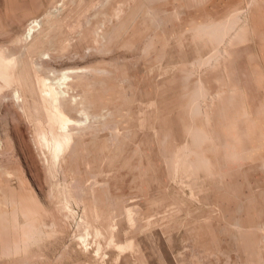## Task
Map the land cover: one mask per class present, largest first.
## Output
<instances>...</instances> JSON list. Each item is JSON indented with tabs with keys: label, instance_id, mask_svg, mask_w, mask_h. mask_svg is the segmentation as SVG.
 Listing matches in <instances>:
<instances>
[{
	"label": "rangeland",
	"instance_id": "374dc122",
	"mask_svg": "<svg viewBox=\"0 0 264 264\" xmlns=\"http://www.w3.org/2000/svg\"><path fill=\"white\" fill-rule=\"evenodd\" d=\"M0 62V264H264V0H0Z\"/></svg>",
	"mask_w": 264,
	"mask_h": 264
},
{
	"label": "bare ground",
	"instance_id": "6f19581e",
	"mask_svg": "<svg viewBox=\"0 0 264 264\" xmlns=\"http://www.w3.org/2000/svg\"><path fill=\"white\" fill-rule=\"evenodd\" d=\"M6 60H7V62L9 63V60L7 59V58H5ZM3 62H4V59H3ZM1 63V62H0ZM5 64V66L7 67V65L8 64H6V63H4ZM9 66L11 67V65H10V63H9ZM8 68V67H7ZM3 73V72H2ZM4 76H5V74H3ZM2 75V76H3ZM5 77H7V76H5ZM61 79H63V78H61ZM66 79H67V77H64V80H62V81H64V82H66ZM41 80V79H40ZM60 80V79H59ZM8 82V81H7ZM58 82V85H57V87L56 88H54V86H50L49 87V85H47L48 83L50 84H52V82H46V85L49 87V89L47 88V90L46 91H44L43 93H46V94H43V95H47V97L49 98V100L51 101V103H52V106L54 105V107L56 108V109H60V107L62 108V107H65V104H63L62 105V103L63 102H65L64 100L66 99V95L64 96V94H63V92H62V95H60L61 94V92H60V89H61V86L62 85H64V83H62L61 82V80L60 81H57ZM44 83H45V80H44ZM67 84V83H66ZM65 84V85H66ZM53 85V84H52ZM44 86H45V84H44ZM43 87V86H42ZM44 88H46V87H44ZM44 88L43 89H41V90H44ZM68 88H69V86H68ZM67 88V89H68ZM71 88V87H70ZM64 89H65V91H64V93L66 94L67 93V91L69 90H67L66 91V88L64 87ZM63 88H62V90H64ZM61 96H62V98H61ZM63 96L65 97V98H63ZM47 99V98H46ZM62 99H63V101H62ZM49 100H48V102H49ZM44 103H46V102H44ZM50 107H52L51 105H49ZM54 108V109H55ZM50 110H51V108H49ZM55 109V110H56ZM64 109V108H63ZM53 110V109H52ZM64 111V110H63ZM53 112V111H52ZM56 112V111H55ZM64 113H65V115H67L66 114V112L64 111ZM57 115V114H56ZM56 115H54V116H56ZM55 122H56V124H57V129H56V132L58 133V134H60V136H59V138H57L56 140L55 139H53L52 137H51V134L50 133H44V134H41V135H44V136H42L43 137V139L41 140V144L43 145V147L44 146H46L47 148H45V149H48L50 152H51V155H52V158L54 159V162H58V160L63 156V154L66 152V151H68L70 148H71V146L74 144H72V139L73 138H71V134H70V132L72 131V129H73V126H71L70 125V123L73 121V122H75L74 120H71V118H69V117H66V116H63V114H58L55 118ZM78 122V121H77ZM82 123V122H81ZM84 123V122H83ZM83 125V124H82ZM74 126H77V125H74ZM79 126V125H78ZM77 126V127H78ZM71 127H72V129H71ZM81 127V126H80ZM68 129V130H67ZM71 130V131H70ZM74 130V129H73ZM71 133H73V132H71ZM74 140V139H73ZM53 165V164H52ZM72 187V186H71ZM73 192V191H72ZM16 211H17V209H15ZM15 212V211H14ZM13 212V213H14ZM24 213H25V211H24ZM15 215H17L16 213H15ZM26 216V215H25ZM28 220V219H27ZM36 230V228L34 229V231ZM33 231V230H32ZM39 230H37L36 232H38ZM31 233V232H30ZM29 234V233H28ZM34 234H36L37 235V233H34ZM34 234H30L31 236L32 235H34ZM33 238H36V236H32ZM84 238V237H83ZM33 241V240H32ZM27 249V248H26Z\"/></svg>",
	"mask_w": 264,
	"mask_h": 264
}]
</instances>
